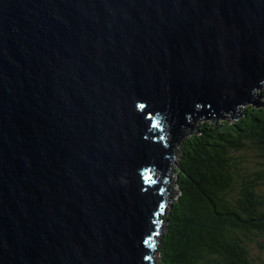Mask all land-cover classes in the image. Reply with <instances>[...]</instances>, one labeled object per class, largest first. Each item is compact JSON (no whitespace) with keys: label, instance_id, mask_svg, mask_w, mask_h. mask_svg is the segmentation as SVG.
Returning <instances> with one entry per match:
<instances>
[{"label":"water","instance_id":"obj_1","mask_svg":"<svg viewBox=\"0 0 264 264\" xmlns=\"http://www.w3.org/2000/svg\"><path fill=\"white\" fill-rule=\"evenodd\" d=\"M263 92L264 0H0V264H155L175 148Z\"/></svg>","mask_w":264,"mask_h":264},{"label":"trees","instance_id":"obj_2","mask_svg":"<svg viewBox=\"0 0 264 264\" xmlns=\"http://www.w3.org/2000/svg\"><path fill=\"white\" fill-rule=\"evenodd\" d=\"M177 163L159 264H263L252 249L264 241V108L202 122Z\"/></svg>","mask_w":264,"mask_h":264},{"label":"rangeland","instance_id":"obj_3","mask_svg":"<svg viewBox=\"0 0 264 264\" xmlns=\"http://www.w3.org/2000/svg\"><path fill=\"white\" fill-rule=\"evenodd\" d=\"M208 121V120H207ZM217 121H223V120H217ZM203 122H205V121H203ZM202 122H196L195 124H194V130H195V128L199 125V124H201ZM191 133H193V132H190V134ZM189 134V135H190ZM186 138V137H185ZM185 140V139H184ZM183 140V141H184ZM182 141V142H183ZM182 142H181V144H182ZM180 148H181V146H179V147H176L175 148V151L177 152V155L179 156V151H180ZM177 162H178V159H177ZM176 169V168H175ZM173 180H174V191H175V193H176V195H175V197L172 199V202L176 199V197H177V194H178V190H177V186H176V175H175V173L173 174ZM252 255H253V257L255 258V260L256 261H258V262H261V263H263L264 264V241H262V243H261V248H259V247H257V246H254L253 247V249H252ZM155 260H156V264H159V256H158V253L156 254V256H155V259H154V263H155Z\"/></svg>","mask_w":264,"mask_h":264},{"label":"bare ground","instance_id":"obj_4","mask_svg":"<svg viewBox=\"0 0 264 264\" xmlns=\"http://www.w3.org/2000/svg\"><path fill=\"white\" fill-rule=\"evenodd\" d=\"M174 174V173H173ZM173 176V175H172ZM157 250H158V248H157ZM157 253H158V251H157ZM155 264H156V260H155Z\"/></svg>","mask_w":264,"mask_h":264}]
</instances>
